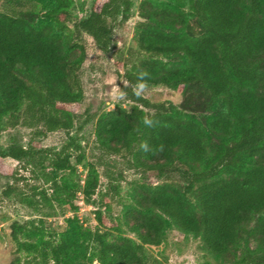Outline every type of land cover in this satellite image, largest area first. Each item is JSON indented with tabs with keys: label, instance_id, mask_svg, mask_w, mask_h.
Returning a JSON list of instances; mask_svg holds the SVG:
<instances>
[{
	"label": "trees",
	"instance_id": "trees-1",
	"mask_svg": "<svg viewBox=\"0 0 264 264\" xmlns=\"http://www.w3.org/2000/svg\"><path fill=\"white\" fill-rule=\"evenodd\" d=\"M174 1L176 6L151 2L136 24L137 61L124 70L120 85L132 107L116 105L89 118L97 155L80 193L102 225L108 205L104 197L94 199L100 193L96 166L103 167L107 181L103 196H114L123 179L117 158L122 159L125 169L139 176L121 217L137 242L81 226L55 233L44 219L28 218L12 227L19 255L13 264H155L147 246L161 244L168 222L198 236L211 254L232 261L239 232L257 217L250 230L255 246L243 243L233 264H264V0ZM187 1L202 29L198 36L187 33ZM71 3L57 0L54 24H34L18 11L0 8V118L7 117L10 128L32 130L35 138L74 129L70 108L84 100L79 73L86 50L80 37L86 34L97 50L108 53L113 31L126 26L133 8V0H93L90 12L73 20ZM67 24L72 30L62 36ZM141 72L147 73L148 87L177 91L196 85L224 110L204 129L163 103L137 96ZM145 117L158 123L148 127ZM211 136L223 140L222 146L210 145ZM144 142L147 152L140 147ZM6 158L22 162L39 186L5 167ZM84 158L73 137L58 151L33 138L27 146H0V172L11 180L0 201L16 193L19 203L36 213L66 200L70 205L76 185L56 171L71 170L73 159L79 164Z\"/></svg>",
	"mask_w": 264,
	"mask_h": 264
},
{
	"label": "rangeland",
	"instance_id": "rangeland-1",
	"mask_svg": "<svg viewBox=\"0 0 264 264\" xmlns=\"http://www.w3.org/2000/svg\"><path fill=\"white\" fill-rule=\"evenodd\" d=\"M153 1L176 6L174 0H133L130 19L123 29L113 31L111 49L106 54L97 50L92 39L86 34L80 37L86 50V58L79 73L84 100L81 104L70 108V111L76 115L74 129L71 132L56 131L35 138L32 135V130L22 126L10 128L7 125L8 118H0L1 147H7L14 142L27 146L33 138L38 146L58 151L69 137H73L76 142L80 143L81 151L85 157L79 164L73 159L71 170L56 171L58 178L70 179L76 185L77 193L70 201V205H68L69 200H66L62 207L55 206L36 213L21 205L16 193L0 201V264H13L19 259L12 240V227L15 222H21L28 218L44 219L46 226L54 229L55 233L64 230L71 231L74 226H81L84 230L99 229L112 235L128 237L137 242L136 236L123 223L121 217L124 209L131 202V183L139 176L131 170H126L122 159L117 158L118 168L123 171V179L114 196L108 194L103 196L107 191V181L103 176V167L96 166L99 178L98 192L102 195L96 194L94 199L98 202L101 197H104L103 203L108 205L107 209H102L104 212L102 225H98L95 220L94 211L96 208L84 201L80 189L85 183L90 164L96 163L95 155L97 154L93 150L94 135L89 118L99 111L111 110L116 105L126 109L133 105L120 96V85L125 84L121 76L125 69H130L137 61L136 24L144 20L149 4ZM92 3L93 0H72L69 11L73 20L85 17L90 12ZM56 6L57 0H0L1 9L18 11L34 24H54L51 12ZM183 8L189 17L187 33L191 36L202 34V29L192 14L191 3L187 1ZM67 27L68 29L62 33V36L68 35L72 30V24H67ZM141 95L152 103H163L173 114L197 121L204 129H207L208 122L213 116L224 110L221 101L209 98L196 85L177 91L163 87H147ZM222 144L223 140L210 137V145L219 147ZM2 162L5 167L18 170V175L25 177L28 185L39 186L30 178L28 169L24 168L22 162L9 158ZM149 182L158 184V181L153 178H150ZM9 184H11V180L0 172V191ZM257 218L247 229L239 232L238 247L232 261L211 254L203 247L198 236L183 233L170 222L167 224L161 244L147 246V249L156 258L155 264H233L241 258L243 243L251 248L255 246L250 230L255 225Z\"/></svg>",
	"mask_w": 264,
	"mask_h": 264
},
{
	"label": "clouds",
	"instance_id": "clouds-1",
	"mask_svg": "<svg viewBox=\"0 0 264 264\" xmlns=\"http://www.w3.org/2000/svg\"><path fill=\"white\" fill-rule=\"evenodd\" d=\"M146 76H147V73L146 72H141L139 74V77H138L139 82L135 85V89H134L135 94L137 96H140L147 89V87H148L147 83L144 80V77H146ZM123 95H124V93H120V96L121 97ZM143 123H144V125H146L148 127H152L154 124H156L158 122L157 121H154L152 119H149L147 117H145L143 119ZM140 147L145 152H147L149 150V146H148L147 142L142 143ZM161 150H163L162 149V146H161Z\"/></svg>",
	"mask_w": 264,
	"mask_h": 264
}]
</instances>
